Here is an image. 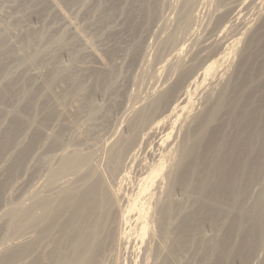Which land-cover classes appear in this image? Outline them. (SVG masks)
Here are the masks:
<instances>
[{"label": "bare ground", "instance_id": "bare-ground-1", "mask_svg": "<svg viewBox=\"0 0 264 264\" xmlns=\"http://www.w3.org/2000/svg\"><path fill=\"white\" fill-rule=\"evenodd\" d=\"M66 1L71 3L75 0ZM158 1L105 0L106 9H104L105 12L102 10L104 13L101 12L99 22L101 21L103 25L104 23L106 25L105 21L109 16L113 15L114 18V14L119 12V4L127 2L129 8L125 7L128 11L124 9L127 15L125 18L127 19L126 23L124 22L123 33L125 34V28L127 27L133 36L134 32L138 31V29L135 31L134 28L137 22L138 25L142 22L143 29L145 25L147 29L150 28L147 25H150V22L151 26L156 25L151 20H154L155 15L160 14H157V11L161 7H159L161 0L159 4ZM204 1L206 0H179L174 18L175 29L172 33L170 32L171 34L169 33L170 35L167 34V40L165 38L163 46L157 52L158 59H162V61L159 59L162 65L158 71L164 67H166V70L156 93L154 95L150 93L148 96H151L148 100L147 98L142 99V103L138 102V99L137 102L140 104L135 107V111L134 109L129 111L132 116L129 115V118L125 116L127 119H124L125 125L122 126L124 131L122 130L123 132L122 134L120 132L119 136L117 133L118 137L111 141L112 143L110 142V140H113L110 139L111 132H107L110 127L106 129L103 125L110 136L106 142L109 141L111 144L108 143L110 145L109 148L107 145L108 149L106 148L107 143L104 145L105 149L102 147L103 150H107V156H105L106 163H104L106 165L102 164L104 168L102 165L100 167L106 170L109 178L105 177L106 173L103 175L105 171L101 172L102 168L99 170V165L95 166L98 162L96 160L99 158H94L95 160H93L96 163L92 165L94 162L91 163L92 160L89 156L91 153L89 155L85 154L84 151V154L81 153V150L79 151L81 147L78 148V151L71 152L64 151L65 149L63 151L59 150L71 143L72 140L70 139L73 134L69 137L71 132L64 133V130H67L66 126H68L64 122L69 120L61 119V117L66 116L63 108L62 113L56 109L55 104H59V99L57 96L50 94L49 90L54 83V79L65 85L60 96L62 105H66L75 95L81 94L84 96V101L77 107L76 112H86L87 118L89 120L93 119V122L104 114L100 117L96 116L99 111L94 107L93 101L91 102V92L83 88L81 79L76 78L74 71L62 70L58 73L59 75L49 73L40 89L34 86L35 81L32 77H23L22 74L0 85V100L8 102L15 100L16 104L21 102L20 105H16V108H13L9 120L3 126L0 159L2 160L3 157V160L4 158L8 160V157H10V163L6 167L7 175L9 174L8 178L0 179V200L4 191L8 190H6L7 185H10L8 181L16 175L19 169L24 166V163L27 162L28 164L30 159L36 157L34 164H43L40 162V156L44 158L47 155L45 153V155L41 154L47 148L49 152L50 150L54 152L52 148L56 150L57 146H60L57 151L62 152L58 155L57 164L51 167L47 175L42 174L44 177L46 176L45 178L41 176V178H36V181L32 178L33 181L29 180L31 183H29L25 195L26 204L18 202L9 205L0 215V221H3V224L2 222L0 224L3 225L1 242L4 244V248L0 249V264H100L107 252H112L113 255H110L113 258H111V263L106 262L120 264L118 259L120 254H118L117 249L120 243L123 244L121 241L126 240L123 242L128 243L127 239L129 237L132 239L131 236L133 235V238L136 236L139 243H144L145 238L147 236L152 237L151 235L154 233L151 230L152 224L156 225L157 235L162 238V242L166 244L170 251L166 259H163L162 262L159 261L157 264H172L174 261L173 264H176L179 262V258L183 259L182 264H232V259H237L240 264H248L264 231V198L257 197L251 207L247 208L245 206V202L251 195L249 190L252 189L250 188H254L253 185H258L262 176H264V11L263 8H260L263 11V16L257 17L259 15L257 13L258 20L256 24L254 22V26L247 21L246 24L244 23L239 27L236 24L241 10L235 13L234 11H237L238 8L241 9V7H243L242 10L246 11L245 6H243L246 0H215L216 2L213 0L217 5L215 6L217 12L215 11V16L212 14L215 20H213L212 25L210 24V30L208 29L207 33L205 32L207 28L203 30L206 34L200 31L206 26L208 27L207 24L209 23L205 27L199 26V29H201H198V31L204 35L201 33L199 34L200 37H197L196 34L200 32L194 30L197 31L194 35L196 38L192 37L193 39L190 40L195 25L196 11L200 9L198 7L202 6L201 3ZM50 3H54V0ZM261 3L258 7L264 5V3ZM199 4L200 6H198ZM25 5L28 6L29 4ZM42 5L45 6V4ZM50 5L54 7L58 3ZM57 7L59 8V6ZM21 8L23 9V7ZM42 8V13L45 14L49 13V10L56 9L52 7ZM61 9L60 12L63 11ZM23 10L21 11L23 12ZM28 10L30 11L28 8L24 10V14ZM54 11L56 14L57 10ZM112 12L114 14L111 15ZM124 12L122 10V15ZM259 13L261 14V12ZM22 15L23 13L19 17L20 22L18 18L16 19L18 24L23 22L21 20ZM239 21L244 20L240 18ZM17 23L15 22V24ZM141 25H139V28H141ZM178 28L183 29L182 36L175 34V30ZM120 30L118 34L121 32ZM126 32L129 33L127 30ZM112 33L116 35V30ZM112 33L113 39H116ZM140 34L144 37L143 31ZM34 35L33 33H26L23 45L21 43L23 50L26 52L22 56H18L16 50L3 45L4 43L1 41L0 77L5 75L10 64L27 65L26 63L29 61L35 62L39 59V49L33 43V39H37L38 36L33 38ZM78 35H80V32ZM109 35L107 36L110 37ZM137 35L134 37L139 39ZM187 40L190 41L189 45L186 43ZM239 40H242L243 45L238 48ZM31 41L36 46L32 48L37 50H27ZM140 43L137 44L140 45ZM137 44L134 43V47L137 48ZM185 44L187 45L186 48ZM30 45L32 44L30 43ZM140 46L142 47V45ZM166 46L170 49V52H168V49L166 50L168 52L167 56L164 55ZM89 47H91L90 44ZM138 48L137 50H141V48ZM183 48L185 49V55L180 51ZM89 49L90 51L93 50L92 48ZM116 50L109 51V53L107 50V53L110 54L111 52L112 54ZM137 50L134 48L133 52ZM93 51L91 52L92 55L96 56L98 52L95 54ZM97 57L99 56L97 55ZM134 57L136 58V55ZM99 58L103 57L100 56ZM133 59L131 61L134 62L135 59ZM102 60L104 59L100 61ZM95 61L98 63L97 59ZM102 63L100 66L103 65ZM116 66L111 69H119ZM102 67L104 70V66ZM94 69H89L90 72L92 71L90 74H93L95 79L101 81L102 85L105 86L112 83L116 79L114 77L120 73L119 70L115 71V69L113 72H111V69L108 72V68L105 70L107 72L98 71L101 68H96L98 69H95L96 71ZM171 75H173L172 77L175 75V77L172 78ZM114 85L115 83H113ZM143 101L145 102L143 103ZM113 103L116 102L113 100ZM194 104L195 107H193ZM133 105L135 106L136 103ZM113 107H115V104ZM121 107H123L122 104ZM121 109H124V107ZM108 110L107 113L110 115L111 109L110 112ZM120 113L123 115L122 112ZM181 117H183L184 122L187 120V124L185 123L184 131L182 130L181 142L173 141V138L170 139V137L175 138L176 133H180V131H176L177 127L175 129L176 133L173 132V129ZM3 118H5V115L0 112V127ZM66 118L68 117L66 116ZM103 118L105 119L104 115ZM111 118L108 120L106 117L107 120L102 121H106L107 124V121H113ZM117 119L119 118L117 117ZM57 122H59V125L55 127L54 124ZM100 123L102 122L100 121ZM112 123H115V121ZM111 124H109L112 126L111 129H117L121 125V120L118 126ZM100 125L102 126V124ZM182 126L179 129H182ZM87 131L86 136L89 134ZM115 131H112V134ZM119 131H121V127L117 132ZM93 132L95 133V131ZM72 133L76 132L72 131ZM94 133L91 132L92 135ZM172 133L175 135H172ZM64 134L68 139L70 138V142L67 141L68 139L66 140ZM94 136L96 138L97 135ZM78 138L73 139L77 141ZM91 138L92 136H90ZM81 142L84 141L81 139ZM148 143L154 146V152L156 151L155 147L160 149V152H156H159L158 155L152 153L156 157L152 156L153 159L149 160L148 163L146 162L147 164L145 163L141 171H137L140 173H136L139 176L137 178H140L136 189H133L134 191L131 194L128 193L129 195L124 189L126 196H123L124 192L121 191V188L124 184L122 185V183L126 177L128 178L127 173L129 172H127L128 169L123 168V163L129 159L128 162L133 165L132 162L136 160V151L143 146V150H145V145ZM64 144L65 146H63ZM74 144L76 145V143ZM152 145H149L150 148ZM79 146H81V143ZM42 148L46 149L42 150ZM10 149L12 151L8 152ZM152 149H149V151ZM100 150H97L98 154L101 151L103 153V150ZM7 152L11 155L6 156L8 155ZM34 152L36 156H34ZM137 158L140 159L138 154ZM146 158L144 159L147 161ZM7 160L6 162H8ZM136 161V164L142 162V160L140 162ZM42 162H44L43 159ZM103 162H105L104 159ZM142 163L144 164V162ZM30 165L33 164L30 163ZM5 166L3 165V167ZM127 166L125 167L127 168ZM28 168L30 172V166ZM136 168L138 167L136 166ZM22 169L26 170V165L25 169ZM36 172L34 171L35 174ZM31 173H33V169ZM69 175H72L71 178ZM136 175H134L135 178ZM66 176L72 180L74 177V182L70 184L69 181L64 182L63 179ZM163 179L168 180L169 187L165 193V198L161 200L159 189H163V186H161ZM62 180L65 185L60 192L46 195L51 186H59V183L62 184ZM170 188H180L185 193V201H173L170 198ZM7 193L4 194L7 195ZM204 222L214 223V225L220 224V227L217 225L220 229V236L206 240L201 235V224ZM29 230L35 231L36 236L34 238L28 236L29 239L23 240L21 243H19L18 238L19 242L14 244L12 241L16 240L14 237L23 238V235ZM53 230H56L57 234L51 236ZM29 233L28 235H30ZM136 239L133 240L136 241ZM43 242L46 243V248H44L43 245L45 244ZM139 243L137 244L139 245ZM134 244L133 246L136 245ZM144 244V251H142L144 253L140 255H144V260L147 261V259H150L149 257L155 256V249L153 250L150 247L151 245ZM123 246L126 247L124 244ZM120 247L122 246L120 245ZM135 247L131 245L129 248ZM153 247L157 249V246ZM120 249L123 250V248ZM189 249L193 251H187ZM108 253L106 258L110 256ZM179 263L181 264V261ZM146 264H148V261Z\"/></svg>", "mask_w": 264, "mask_h": 264}, {"label": "rangeland", "instance_id": "rangeland-1", "mask_svg": "<svg viewBox=\"0 0 264 264\" xmlns=\"http://www.w3.org/2000/svg\"><path fill=\"white\" fill-rule=\"evenodd\" d=\"M50 1L52 2V0H0V43H1V41H3V43H4L3 45H6L7 47L9 46V47L13 48V50H16V54L18 56H20V55L22 56V54L26 51L23 50L21 43L23 45L24 37H25L26 33L27 34L33 33V34H35L33 38H36L38 36L37 39H33V43L37 46V49H39L38 50L39 51V59L37 61H35V62L29 61L28 63H26L27 65L10 64L5 75L0 77V85L10 81L13 78H16L17 76H19V74H22L23 77L24 76L25 77H32L35 81L34 86L40 89L44 79L47 77V75L49 73L58 74L62 70H71L72 72L74 71V74L76 73L75 74L76 78L81 79L83 88L88 89L91 92V97H92L91 102L93 101V104L95 105L94 107H96L99 111V113H97L96 116L98 115V117H100L104 113L103 115H104L105 119L107 117V119L110 120L111 115L113 114L112 115L113 117L111 119L113 121H115V123H112L113 121L112 122L107 121V124L109 122V124L112 123V124H116L118 126L119 122L121 120V125H119V127H117V129L119 128L118 130H120V127H121V131L117 132L118 130L116 128H114V129L117 131H115L113 128H112L113 129L112 130L111 129L112 126H110L109 124L107 125L105 123L106 121L105 122L102 121V120H105L103 118V115L99 118V119H101L100 121L102 122V123H100V121H98L99 120L98 118H97V121L94 120V122H93V119L89 120L85 114L86 112H84V111L76 112L77 107L80 106L84 101V96L81 94L75 95L74 97H72L70 99V101L66 105H62L60 96H61L62 90L64 89L65 85L58 83L57 79H54V81H53L54 83L50 87L49 91H50V94L57 96V98L59 99L58 100L59 104H57V103L55 104L56 109H58L59 112L62 113V108H63V112L68 117V118H66V116H63V117H61V119L63 118L64 120L65 119L69 120V121H67L68 123L66 121L65 122L63 121L64 124L66 123L65 125H68V126H66L67 130L66 131L64 130V133L67 134L68 132L69 133L71 132L69 137L72 134H73V137L71 139L70 138L69 139L72 141L70 144L67 145L68 147L66 146V147L61 149L60 146L59 147L57 146L56 150L52 148V150H54V152L51 151L50 149H49L50 150V152H49L48 148L47 149L45 148L47 151L44 148H42V150H45V152L43 151V153H41V154L42 155L44 153L47 154V155L44 154L45 155L44 158H42L43 156H40V162L43 164L35 165L34 162L36 161V157L29 160L30 163H32L34 166L30 165L29 161H28L29 165L27 164V162L24 163V166H22L19 169V171L16 173V175L8 181V184H10V185H7L9 188L8 187L6 188V190L8 189L6 191V192H8L7 195L4 194V193H6L4 191L3 194L5 196L3 194L1 196L0 215L2 214V212L6 208L9 207V205L11 206L12 204L18 203V202H23L24 204H26L25 195H26V191L28 189L27 187L29 186V183H31L30 181H33V180L36 181L38 178H41V176L47 175V173L50 171L51 167H53L54 165L57 164V161L59 158L58 155H60L62 153L61 151H63V149H65L64 151L67 150L68 152H71V151H78V148L81 147L79 149V151L81 150L80 151L81 153L84 154V152H86L85 154H88V155H89V153H91L89 156H90V159L92 160L91 163L94 162L92 165H94L98 161L97 164H95V166L99 165L98 166L99 170H101L102 167L104 168V166L106 165V164L104 165V163H106V159H105L106 157L105 156H107V154H106L107 150H103V149H105L104 145L107 143L106 140H108V138H110V136H111L110 139H113V140L109 139L110 142L114 141L115 138H117L120 135V132L122 134V132L124 131L123 130L124 127H122V126L125 125V120L127 118H129V115L132 116V113H130L129 111L131 109H134V111H135V107L136 106L138 107V105L140 103H142V99L144 100L145 98H147V100H148V98L151 96V95L150 96H148V95L150 93L152 95H154L157 91L158 86L161 85V84L159 85V83H160L161 78L162 79L164 78L163 75L165 74L164 72L166 70V67H164V68H162V70L158 71L159 67L162 65V62H161L162 59L159 58L161 61L158 59V56H157L158 53L157 52L163 46L162 44L164 43L165 38L167 37V34L170 35L172 33V31H174L173 29H175L174 28L175 27L174 18H175V14H176L175 11H176L178 4H179V0H161L162 4L160 3V5H159V7L161 6L160 7L161 11L159 8H158L159 11H157V14L160 13V14H158L160 16L155 15L156 17L158 16L157 19L154 16L155 17L154 20L153 19L151 20L152 22L154 21V23L156 25L154 26V24H153V26H154L153 27V26H151V22H150V25L147 24L150 28L147 29L146 25H145V28L147 29V31H146L145 28L144 29L142 28V27H144V25L143 26L141 25L142 22H140V24H139V25H141V28H139L140 26L137 24L138 23L137 22L136 26L138 25L137 26L138 28L136 26H134V28L136 29L135 31H137V29H138L139 33H137L138 31L134 32V30H133L134 35L132 36L131 35L132 32L130 34V30H128V28L126 26H125L126 27L125 28V34L123 33L124 32V25H125L124 22L126 23V19H127V18H125V17H127V15L124 11L129 6L128 4H126L127 2H125V3L122 2L124 4H121V3L119 4V7H118L119 12H117L119 14H117V13L114 14V12H112L111 15L114 14V18L112 17L113 15L109 16V18L107 20L110 22H108L107 20L105 22L107 24L108 23H110V24L105 25V23H104V25H105L104 26L103 22H101V21L99 22V20L101 18L100 17L101 12L104 13L105 12L104 9H106L105 0H75L74 2H71V3H70V1H66V0H54V3H50ZM208 1L206 0L203 3H201L202 6H200V4L198 5V6H200V7H198L200 9L198 11H196V16H195V20H194L195 25L193 24L194 28L192 29L193 30L192 31L193 36L191 35L190 40H192L193 38H196V36L200 37L199 34H201L203 32V30H205L206 28L207 29L205 32L207 33L208 29L213 24L212 22H214L213 20H215L214 13L217 12V9H216L217 7H215V6H217L215 3L216 1L215 0H214L215 2H213V0L212 1L208 0ZM253 1H255V2L253 3ZM159 2H160V0L158 1V4H159ZM261 2L264 3V0H250V1L246 0L245 4L243 3L244 4L243 6H245L244 8H246V11L242 10L243 7H241V9L238 8L237 11H234V13H235V12H238L239 10H241L242 13L240 14L241 11L239 12V19L241 18V20H244V21H239V19H238L236 25H239V27H241L245 22L247 23V21H248L249 23H252V25L254 26V22H255V24L257 23L256 22L258 20L257 17L263 16V11H264L263 6L264 5L263 6L260 5L258 7V5ZM46 3H48V4H46ZM56 3H58L57 6H59V8L56 5H54ZM263 3H261V4H263ZM25 4H27V5L29 4V5L26 6ZM42 4H45V6H43ZM50 4L54 5V7L51 6ZM122 6L124 7L123 9H122ZM21 7H23L24 10H26L27 8L30 9V11L29 10L25 11L26 13L28 12L27 14L25 13L26 16L24 14V10ZM24 7L25 8L27 7V8L25 9ZM42 7H46V8L52 7V8H56V9L51 8L52 10H49L50 14L49 13L45 14V13H42V11H43ZM61 7H62L63 11H62ZM228 8H229V6H228ZM260 8H263V11H261L262 9L260 10ZM60 9L62 12H60ZM21 10H23V12ZM54 10H57L56 14H55ZM102 10H104V12ZM122 10L126 16L124 14H123L124 16L122 15ZM46 11L48 12V9ZM126 11H128V10H126ZM257 11L261 12V14ZM21 12L23 13V15H22L23 19L21 18V20H23L24 23L21 22L20 24H18L16 19L18 18V20L20 22L19 17H21V14H22ZM58 12L60 15L58 14ZM51 13H52V15H51ZM257 13L259 15H257ZM46 15H50V16H46ZM256 15H257V17H256ZM110 17H111V19H110ZM24 19H25V21H24ZM254 19H256V20L254 21ZM155 20H157V21L155 22ZM251 21H253V22H251ZM15 22L17 24H15ZM97 22H99V23H97ZM201 23L204 25H202ZM207 23H209V24H207ZM101 24H102V26H101ZM206 24L209 26L205 27ZM16 25H21V26H16ZM122 26H123V29H122ZM199 26H202V27L204 26L205 28L200 30L201 28L199 29ZM141 29L143 31L144 37L140 36V35H142V34H140V33H142ZM198 29L202 32L198 31ZM115 30H116V35L114 33H112V32H115ZM119 30L122 33L120 32V34H118ZM126 30L129 31V33H127ZM194 30H197L200 33L196 34L195 32H197V31H194ZM144 31H145V33H144ZM79 32H80V35H78ZM110 32L113 34V36L115 35L114 38H116V39H113ZM148 32H150V33H148ZM205 32H203V33H205ZM38 33H40V34H38ZM109 33H110V35H109ZM126 33L129 36L130 35L131 36L129 37ZM135 33H137L138 35ZM182 33H183L182 28H178L175 30V34L182 36ZM203 33H202V35H204ZM195 34H196V36H194ZM61 35H62V37H61ZM107 35H109L111 37V39ZM135 35H137V37L139 36L140 41L138 38L134 37ZM145 36H146V38H145ZM133 38H135V40H133ZM141 38L143 41L145 40L146 42L144 43L141 40ZM167 38H166V40H167ZM117 40H119V41H117ZM187 41H186V43H187V45H189L190 41H188V42ZM140 42H143V43H140ZM30 43L32 45H30ZM30 43L28 44V46L30 48L27 47V50L28 51H31V49L37 50L36 48H32L33 46H35L32 43V41ZM134 43L135 44L140 43V45H142V47L138 44H137L138 46L137 45L136 46H137V48L140 46L139 48H141V50H137V48L134 47L135 46ZM89 44L91 47H89ZM187 45L185 44V48L187 47ZM241 45H243V42H242V40H239L237 47L239 48ZM166 47L167 48L165 49L164 55H166V54H168V52H170V49H168V46H166ZM89 48H92L94 51L92 49L91 50L94 53H95V50L97 49L96 51L101 55H99L96 52L97 53V54L95 53L96 56H93L92 55L93 53H91L92 51H90ZM134 48L138 51V52L136 51L137 53L133 52ZM112 49L113 50L118 49V50H116L117 52L116 51L112 52V54L114 53L113 55L111 54V52H110V54H108L109 51H113ZM167 49H168V52L166 51ZM107 50H108V53H107ZM180 51L183 53V55H185V49L184 48L181 49ZM134 53L136 55V58L134 57L135 55L133 56ZM97 55L99 57L102 56L103 58H101V59H104V60L100 61L101 59L99 57H97ZM110 55L112 57L113 56L114 57L112 58ZM115 55H116V57H115ZM78 56L80 58H77ZM138 56H139V58H138ZM93 58L97 59L98 63L96 61L94 62L95 59H93ZM132 59L134 60V62L131 61ZM157 59L160 61V63ZM107 60H109V61L107 62ZM157 61H158V63H157ZM99 62H101V63L103 62L102 66H104V70H103V67L100 66L101 63H99ZM105 62L107 65L104 64ZM110 62H113V63H110ZM85 63L87 64V66ZM79 64H81V65H79ZM84 64H85V66H84ZM115 66L118 67L119 69L113 68V70H112L111 68L115 67ZM77 67H78V69H79V67H81L82 69L81 68L80 69L83 71H81L80 69L78 70ZM94 67H95V69L101 68L99 70L96 69L98 71H101V70L105 71L108 68V70H107L108 72H110L109 69L112 70L111 72H113L115 69V71L119 70L118 72H120V73L116 77H114L116 79L113 80L112 83H110L108 86H105V85H102L101 81L95 79V76L93 74L92 75L90 74V73H92V71L90 72V70L91 69L93 70ZM105 67H107V68L105 69ZM95 69H94V71H96ZM107 71H105V72H107ZM57 76H55V77H57ZM172 76L173 75H171V77ZM171 77H170V79L174 78L175 75H174V77H172V78ZM113 83H115L114 86H113ZM90 92H88V93L90 94ZM111 92H113V93H111ZM115 94H116V96H115ZM138 99H139V101H138ZM113 100L116 103H113ZM147 100H145V101H147ZM137 101L140 103L138 104ZM145 101H143V103ZM112 103H113V105L115 104V107H113ZM135 103H136V105L134 106L133 104H135ZM20 104H21V102H17V104H16L15 100L10 101V102L0 100V112L3 113V115H5V118H3L2 122H1L2 126L0 127V143L3 139V126L9 120L10 113L12 112L13 108H16V105H20ZM121 104L125 110L121 109L123 107L120 108ZM117 107H118V109L116 110ZM193 107H195V104ZM119 108L121 109V111ZM107 110H108V112H110V115H109V113H107ZM105 112L110 117H108ZM120 112H122L123 115H121ZM124 113H126L128 116ZM68 114L70 115V117ZM183 115H181V116H183ZM96 116L94 117L95 119H96ZM116 116L119 119H117ZM125 116L127 118H125ZM114 117H116V118H114ZM115 119H117L119 121L117 122V120H115ZM181 119L183 120L182 122H181ZM122 120H124V121H122ZM179 120H180V121H178L179 124L177 122L174 125L175 128L173 129L174 130L173 132L176 133L175 129L177 127L178 129L176 131H180V133H178V132L176 133L178 136L172 133V135H175V138L172 136V137H170V139L173 138V141L177 140L178 142H181V138H182L183 131H184L183 129H184V126L187 124V120H185V122H184L183 117H181ZM96 122H97V124H96ZM98 123L102 124V126L100 124L98 125ZM180 123H181V125H180ZM58 125H59V122L54 124L55 127H57ZM103 125H105L106 129H108L110 127L107 130V132H109V133L111 132L110 136H109V133L106 132V129ZM116 125H115V127H116ZM181 126H182V129H179V127H181ZM87 129H88V131H87ZM110 129H111V131H109ZM85 130L87 132H89L90 136H92L91 139H90V136L88 133H87L88 136H86ZM89 130L92 132V134L94 133L93 131H95L96 134L94 133V135H97L96 138L94 135L91 134V132ZM72 131L73 132L75 131L76 133H72ZM112 131H115L114 133L116 135H113L114 133L112 134ZM104 132H106V133L104 134ZM117 133H118V136H117ZM65 134H64V136L67 140L68 137ZM76 134H78V135H76ZM75 136L77 138L80 137L84 142H81L80 138H78L77 141H75L76 140ZM176 137H178V138L176 139ZM73 138H75V140ZM93 138H95V139H93ZM69 139L67 141L70 142ZM79 142L81 143V146H79L80 145ZM110 142L108 141L109 144L112 143V142L111 143ZM178 142H176V143H178ZM74 143H76V145ZM101 143H103V144H101ZM108 143L106 144V148H107V145H108V148L110 146ZM149 145H152V144L148 143L147 145H145V148H144L145 150H143L144 146L141 147L143 151L141 150V148L139 149L140 151L139 150L136 151V160H138L139 162L142 160V162H144V164L142 162H140L139 164H136L135 162H137V161L135 160V162L134 161L132 162L134 164L133 165L131 164L132 165L131 166L130 163L128 162L129 159H127V161L125 160V162L123 163V165H124L123 168L128 169L127 172L128 171L129 172L127 173L128 178L126 177V179H124V181L122 183V185L124 184V186L121 188L122 192H124V189H125V192L127 194L128 193L131 194L134 191L133 189H136L137 183L139 182V179H140V178L139 179L137 178L139 176H137L138 174L136 175V173H140L137 171H141L143 169L142 167L145 165V163L146 162L148 163L153 159L152 156L154 153H156L157 151L160 152V149H157L156 147H155L156 151L154 152V148H153L154 146L152 145L150 148ZM63 146H65V144ZM98 146H100V147H98ZM146 146H148L147 147L148 149L146 148ZM102 147H103V149H102ZM58 148H60L59 149V150H61L60 152H58L59 150L57 151ZM98 148L103 150V153L100 150L101 152H99V154L100 153L102 154V155L100 154V156H98L99 155L98 154V151H99ZM149 149H152V150H150V151H152L151 154L153 153L152 155L150 154ZM10 151H12V149H10L8 152H10ZM8 152H7V154H8ZM56 152H58L59 154ZM140 152L144 153L143 154L144 157ZM159 152L156 153V155H158ZM35 154L36 153L34 152V156H36ZM137 154L141 160L137 158ZM145 154H146V156H145ZM9 155H11V154H8L6 156H9ZM91 155L92 156L94 155V156L92 157ZM148 156H149V158H148ZM101 157L105 160V162H103V159ZM94 158H96V159L99 158V159H97L95 162ZM144 158H146L148 160L146 161ZM42 159L44 162H42ZM4 160H3V157H2V160L0 159V179L8 178V176H9V174L7 175L8 172L6 170V167L10 163V161H9L10 157H8V160L5 158H4ZM6 160L8 162H6ZM1 161H4L5 164H4V162H1ZM125 163L129 164L131 167L129 165L127 166V164H125ZM3 165L4 166L6 165V166L3 167ZM25 165H26V170H23L22 168L25 169ZM27 165H28V167L30 166V169H31L30 172L28 170L29 168L27 167ZM39 165L41 166V168ZM101 165H102V167H100ZM134 165H136L138 168H136V166H134ZM125 166H127V168ZM33 167H35L36 169ZM103 168H102L101 172L104 170ZM139 168H140V170H139ZM32 169H33V173H31ZM131 169H132V171H131ZM133 169H135V170H133ZM34 171L35 172L37 171L36 174L34 173ZM104 171L105 172L103 173V175L106 173V170H104ZM130 172H131V174H130ZM29 175H30V179H29ZM134 175H136V178ZM71 176L72 175H69L70 178H71ZM106 176L108 177L107 173H106L105 177ZM67 177L68 176H66V178ZM31 178L33 180H31ZM66 178L63 180H64V182L69 181V184L74 182V180H75L74 177H73V180L70 178L69 179L68 178L66 179ZM63 180L61 181L62 184L64 183ZM62 184L59 183V186L58 185L51 186L49 188L48 192L46 193V195H52V194H56V193L60 192L62 187H64L65 183L63 185ZM66 185H67V183H66ZM161 186H163V189H159V190H160V194H161V196H160L161 200H163L165 198V193L169 187L168 180L163 179V184ZM255 186L253 185L252 187H254V188H250L252 190H249V193L251 192V195L248 198V200L245 202V206L247 208L251 207L254 199H256L257 197L258 198H264V176H262L258 185L256 184ZM125 192L123 193V196L124 195L126 196ZM170 192H171L170 198L173 201H175V202H184L185 201V199H186L185 193L180 188H172V189L170 188ZM27 204H28V201H27ZM1 222L3 224V221H0V224H1ZM217 225H218V227H220V224H217ZM217 225H214V223L210 224V222L202 223L201 224V235L204 238H206V240L207 239L211 240V238H213V237L215 238L217 236L219 237L220 236V229L217 227ZM0 226H2V227H0V230H1L0 231V244H1L2 243L1 242V238H2L1 236H3V225H0ZM151 230H152V232H154L151 235L152 237L147 236L145 238L144 243L151 245L150 247L153 250L155 249L156 251L154 250L155 256L149 257L150 259L149 260L147 259V261H148V264H157V263H159V261L162 262L163 259L165 260L166 257L168 256V254L170 253V251H169V248L166 246V244L164 242H162L163 241L162 238L157 235L155 224H152ZM29 232L27 231L25 233V235H23L24 239L22 237H14V239H16V240H12V241L14 242V244H17L19 241H20L19 243H21L23 240L29 239V237L34 238L36 236L35 231L33 232L32 230H29ZM28 233L30 235H28ZM26 234H27V237H26ZM56 234H57L56 230H53L51 233V236H54ZM134 235H136V234L134 233ZM21 238H22V240H21ZM131 238L132 239H130V237H129V239H127V241H129L128 243L126 242L128 245L126 243H124L126 240H123L124 242L121 241L124 245H126V247H124L123 244H121V243L118 245L119 247L121 245L122 247H120V248H123V250L117 246L118 247L117 250L119 252L118 254H120L119 255L120 258H118L119 263L120 264H141L143 261L142 264H146L147 261L144 260V255L143 256L140 255V254L144 253L142 251H144L145 244L139 243L138 239H136V236H134L136 241L133 240L134 239L133 235L131 236ZM43 243L45 244V245H43L44 248H46L47 247L46 243L45 242H43ZM43 243H41V244H43ZM133 243H135L136 245L135 244L134 245L137 247L133 246ZM137 243H139V245ZM2 244L0 245L1 250H2V248H4L3 247L4 244L3 245ZM140 244H141V246H140ZM131 245H132V247H135V248H129V247H131ZM153 246H157V249H156V247H153ZM187 251H193V250L189 249ZM156 252H158V253H156ZM107 253L103 257L105 261L102 259L100 264H110L112 262L111 258H113V256H111V255H113V253L112 252L108 253V255H110V254L111 255L106 258ZM210 253H212V252H210ZM156 256H158V257H156ZM154 257H155V261H154ZM109 258H110V260H109ZM140 258H141V261H140ZM106 261H108L110 263H108ZM178 261L179 262L181 261V264L183 263L182 262L183 259L181 260L179 258ZM176 262H177V260H176ZM179 262L176 264H180ZM231 263L232 264H240V262H238L237 259H232ZM248 264H264V231L262 232V235L260 237L259 245H258L256 251L250 257Z\"/></svg>", "mask_w": 264, "mask_h": 264}]
</instances>
